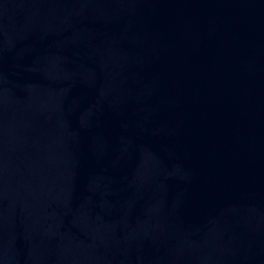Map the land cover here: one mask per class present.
I'll use <instances>...</instances> for the list:
<instances>
[{
	"label": "water",
	"instance_id": "1",
	"mask_svg": "<svg viewBox=\"0 0 264 264\" xmlns=\"http://www.w3.org/2000/svg\"><path fill=\"white\" fill-rule=\"evenodd\" d=\"M0 264H264V0H0Z\"/></svg>",
	"mask_w": 264,
	"mask_h": 264
}]
</instances>
